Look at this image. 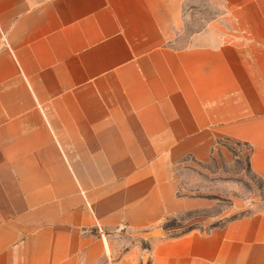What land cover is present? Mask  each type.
<instances>
[{
	"label": "crops",
	"instance_id": "obj_1",
	"mask_svg": "<svg viewBox=\"0 0 264 264\" xmlns=\"http://www.w3.org/2000/svg\"><path fill=\"white\" fill-rule=\"evenodd\" d=\"M188 1L0 0V264H264V213L132 239L197 206L187 157L264 180V0L179 46Z\"/></svg>",
	"mask_w": 264,
	"mask_h": 264
},
{
	"label": "rangeland",
	"instance_id": "obj_2",
	"mask_svg": "<svg viewBox=\"0 0 264 264\" xmlns=\"http://www.w3.org/2000/svg\"><path fill=\"white\" fill-rule=\"evenodd\" d=\"M225 19L219 0H189L178 45L190 44L194 33L207 30L212 22L224 25ZM225 144L227 150L217 151L208 162L187 157L175 167L179 196L196 200L197 206L168 217L153 232L132 237L134 242L148 247L145 237L175 238L193 230L208 232L233 220L264 213V180L253 172L246 147L236 142ZM145 264H150L149 260Z\"/></svg>",
	"mask_w": 264,
	"mask_h": 264
}]
</instances>
